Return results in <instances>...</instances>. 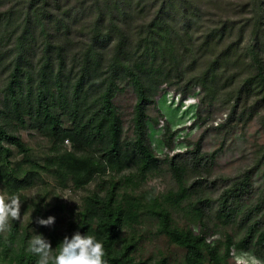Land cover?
<instances>
[{"label": "trees", "instance_id": "1", "mask_svg": "<svg viewBox=\"0 0 264 264\" xmlns=\"http://www.w3.org/2000/svg\"><path fill=\"white\" fill-rule=\"evenodd\" d=\"M36 1H15L0 12V65L6 63L2 68L6 80L0 88V184L8 194L17 195L24 183H31L38 168L58 178L61 184L70 181L75 188H84L96 177L109 173L107 180L100 178L103 183L100 192L84 197L81 210L69 218L63 232L45 235L53 251L58 250L64 235L70 237L78 230L102 241L108 264H168L165 258L154 262L135 260L136 241L132 236L124 237L126 230L139 225L142 214L148 212L155 218L157 232L185 250L184 264H228L233 252L246 264H264L263 231L255 236L250 227L237 241L227 235L223 243L207 242L205 235L179 228L173 222L170 211L179 206L188 189L182 181L185 165L177 162L182 154L169 152L177 147L186 150L181 143L189 133L181 142L175 136L161 142L171 149L164 159L178 183L177 192H169L160 199L149 191L138 192L139 186L136 189L126 186L133 179L144 181L160 163L146 139L149 119L145 105L152 102L160 85L170 83L173 70L185 64L183 58L189 44H197L195 47L202 52L199 56L195 54L197 58L191 68L196 69L198 60L204 63L199 66L201 74L195 83L204 94L216 93L212 90L216 71L228 70L232 65L238 72L233 73L231 82L242 85L235 90L237 93L254 78L264 84V0H244L241 9L249 17L240 22L231 20L236 5L228 2L212 14L213 24L209 28L194 35L190 31L195 23L193 0H86L91 3L88 8L94 9V20L87 28L84 26V43L72 57L62 43L66 41L60 40L63 34L74 32L72 18L58 13L48 21L44 18L45 9L29 13L23 10L31 9ZM150 13L151 17L146 19ZM137 19L145 22L137 28L121 26V21ZM173 19L177 20V26ZM33 21L41 26L40 31L29 25ZM248 29V35H253L255 41L244 44ZM56 30L62 34L58 40ZM227 38L230 44L226 46ZM110 41L111 51L107 46ZM34 44L40 57L34 55ZM221 44L226 47L220 48ZM253 67L258 77L251 76ZM120 83L131 86L135 94L128 131L114 105V98L121 91ZM200 89L178 93L186 99L197 97ZM233 95L231 99L237 104L238 94ZM191 118L196 126L195 115ZM19 130L34 131L46 140L48 153L42 164L33 161L27 167L12 165L11 146L20 153L29 151ZM182 130L176 127L173 135ZM198 152L196 145L192 153ZM123 171L130 173L129 178H113ZM232 193L230 189L223 191L215 211L216 221L224 227L232 223L237 213L234 202L231 204L235 200ZM17 225L12 222L5 232H0V264H37V257L25 250L29 237L19 232Z\"/></svg>", "mask_w": 264, "mask_h": 264}, {"label": "rangeland", "instance_id": "2", "mask_svg": "<svg viewBox=\"0 0 264 264\" xmlns=\"http://www.w3.org/2000/svg\"><path fill=\"white\" fill-rule=\"evenodd\" d=\"M15 1L22 0H0V12H5ZM81 2H85V4ZM228 2L236 5L234 8L236 13L231 17V20L240 22L249 17L247 13L243 14L241 9L244 0H204L200 3L199 0H193L191 11L194 14L195 23L190 28V31L193 32L192 35L196 32L200 34L209 28L213 24L212 14L219 7L226 6ZM90 4L86 0H37L31 9L28 10L24 7L23 10L29 13L37 8L45 9L47 12L44 14V18H47L48 21L57 17L58 13L69 15L72 18L74 32L64 36L56 30L54 35L56 40L60 35L63 36L60 40L66 41L65 43L61 42L68 50L69 57H72L74 53L80 51L81 44L84 43V26L87 28L94 20V9L88 8ZM24 16L22 15V18ZM262 16L264 23V11H262ZM150 17L151 13L146 19ZM215 18L217 19V17ZM144 22L143 19H137L125 20L120 23L121 26L137 28ZM172 23L178 25L176 19H173ZM29 25H33L31 27L36 32L41 30V26L37 25L35 21ZM80 28H82V33L79 31ZM249 30L244 33V44L255 41L253 35H248ZM7 41L8 43L12 42V40ZM40 41L41 38L37 44L38 48ZM229 41L228 38L224 39V44L229 45ZM112 43L110 41L107 44L109 51H111ZM224 44L219 47H226ZM196 45L189 44L187 46L189 51L183 58L185 64L178 65V68L173 70L171 73L173 75L168 79L170 83L164 82L160 85L152 102L145 105V113L149 119L146 139L153 153L160 160L158 167L147 175L144 181L133 179L131 183L127 182V185H124L135 189L139 186L138 192L149 191L160 199L169 192H177L178 183L172 175L168 161L164 159L165 151H171V149L163 146L162 143L170 140L168 139L170 136L173 138L176 136V132L173 135L176 127L184 130L189 129L191 132L181 143L186 150L179 149L180 153L177 151L173 153V155L182 154L177 162L185 165L182 181L184 187L188 189L179 206L176 205L170 211L173 222L179 228L192 229L197 234L205 235L207 242L217 240L223 243L227 235L233 241H237L250 227L257 236L261 231L264 232V84L259 82L261 81L259 78H254L251 84L241 88L237 93L235 90L242 85L240 83L239 86L237 81L231 82L234 79L233 73L238 72V68L232 65L228 70L219 69L216 71L217 78L214 80L212 88V90H216V93L204 94V91L195 85L198 83L196 78L201 74L199 70L202 68L199 66L200 64L203 66L204 63H200L201 61L198 60L196 69L191 68L193 60L197 58L195 54L199 56L202 53L195 47ZM241 49L243 51V47ZM32 50H34L35 56L40 57L36 44ZM5 64L0 65V88L4 86L6 80V73L2 69ZM250 71L251 76L258 77L255 67ZM223 72L224 74H222ZM118 88L121 91L116 94L114 105L118 109L124 129L128 131L131 128V118L136 102L135 94L132 87L125 83H120ZM197 89H200L197 97L190 96L182 99L180 96L181 92L192 93ZM233 94H238L237 104L231 99ZM184 100H187L186 103ZM178 104L179 106H177ZM181 104H188L185 105L187 109L182 108ZM193 114L198 122L196 126H193L194 121L192 120L194 119L191 118ZM189 122L192 125L188 124ZM18 134L29 151L27 154L20 153L11 146L12 165L27 167L33 161L42 164L48 153L46 140L34 131L19 130ZM196 145L199 146V152L194 155L192 151ZM108 175L109 173L106 172L101 177H96L84 188H75L70 181L61 184L62 182L60 183L58 178L44 169L38 168L32 174L31 183H24V187L18 190L21 210L19 217L12 222L16 221L17 230L29 238L34 234L33 229L37 232L43 230L44 235L50 232H63L69 218L74 217L81 210L84 197L91 192H100L103 187L100 178L107 180ZM129 176V172L123 171L113 178L124 180ZM225 189L233 191L232 197L235 200H232L231 204L234 202L237 213L232 223L224 227L216 221L214 216L220 195ZM8 195L6 187L0 184V196L7 198ZM48 215L56 217L55 224L51 228L35 223L37 216L46 218ZM141 217L140 224L131 226L132 229L126 230L124 236L128 239L132 236L136 241L133 251L135 260L154 262L165 258L168 264H184L185 250L171 244L164 235L157 232L155 218H152L148 212H144ZM233 251L231 249V252ZM228 264H246V262L238 259L233 252L229 255Z\"/></svg>", "mask_w": 264, "mask_h": 264}, {"label": "clouds", "instance_id": "3", "mask_svg": "<svg viewBox=\"0 0 264 264\" xmlns=\"http://www.w3.org/2000/svg\"><path fill=\"white\" fill-rule=\"evenodd\" d=\"M20 210L21 200L18 195L9 194L7 198L0 196V232L11 226V222L19 217ZM55 220L54 215L46 218L37 216L35 223L51 228ZM33 232L27 240L25 250L37 257V264H108L104 244L94 235L81 234L78 230L70 237L64 235L58 250L53 251L49 238L34 229Z\"/></svg>", "mask_w": 264, "mask_h": 264}, {"label": "built area", "instance_id": "4", "mask_svg": "<svg viewBox=\"0 0 264 264\" xmlns=\"http://www.w3.org/2000/svg\"><path fill=\"white\" fill-rule=\"evenodd\" d=\"M186 101L187 100H184V103H186ZM179 105V104H178ZM177 105V106H178ZM185 105H188V104H182V108H184V109H186L187 108V106H185ZM190 105V104H189ZM192 121H194V120H192ZM187 122V121H186ZM188 124H191L192 125V123L191 122H189ZM187 125V124H186ZM190 127V126H189ZM191 131L188 129V130H182V131H180V132H178L177 134H176V136H175V138H178L179 139V141H181V139L182 140H184V136L187 134V133H190ZM178 135H180L179 137H178ZM180 148H173L172 149V151L171 152H169V154H173V153H175V151H177V152H181V150H183L182 148H181V150H179ZM167 151V150H166ZM165 151V152H166Z\"/></svg>", "mask_w": 264, "mask_h": 264}]
</instances>
